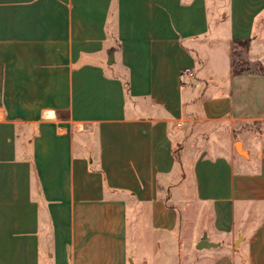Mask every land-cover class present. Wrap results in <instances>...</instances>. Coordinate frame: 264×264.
Returning a JSON list of instances; mask_svg holds the SVG:
<instances>
[{"label":"crops","instance_id":"crops-1","mask_svg":"<svg viewBox=\"0 0 264 264\" xmlns=\"http://www.w3.org/2000/svg\"><path fill=\"white\" fill-rule=\"evenodd\" d=\"M243 41L264 0H0V264H264Z\"/></svg>","mask_w":264,"mask_h":264},{"label":"rangeland","instance_id":"rangeland-1","mask_svg":"<svg viewBox=\"0 0 264 264\" xmlns=\"http://www.w3.org/2000/svg\"><path fill=\"white\" fill-rule=\"evenodd\" d=\"M235 61H243L246 62V60L244 59V48L242 44H237L233 47V51H232V60ZM244 70H252V71H260L262 68L264 70V66H262V64L256 62L254 64H248L247 66L243 67Z\"/></svg>","mask_w":264,"mask_h":264},{"label":"trees","instance_id":"trees-1","mask_svg":"<svg viewBox=\"0 0 264 264\" xmlns=\"http://www.w3.org/2000/svg\"><path fill=\"white\" fill-rule=\"evenodd\" d=\"M243 46H245V44H247V41H243V42H240ZM256 62H243V61H235L234 59L232 60V73L233 74H239L241 73L242 71H244V68L245 66H247L248 64H254ZM261 72H264L263 68L260 70Z\"/></svg>","mask_w":264,"mask_h":264},{"label":"built area","instance_id":"built-area-1","mask_svg":"<svg viewBox=\"0 0 264 264\" xmlns=\"http://www.w3.org/2000/svg\"><path fill=\"white\" fill-rule=\"evenodd\" d=\"M193 75H194V73H193L192 69H190V68H184V69L181 70V72H180V74H179V76H180V81H181L182 83H185L186 80H187L188 78H191Z\"/></svg>","mask_w":264,"mask_h":264},{"label":"water","instance_id":"water-1","mask_svg":"<svg viewBox=\"0 0 264 264\" xmlns=\"http://www.w3.org/2000/svg\"><path fill=\"white\" fill-rule=\"evenodd\" d=\"M210 245H215V244L207 242L205 236H203L199 240V242L196 244V248L200 249V248H203V247H208Z\"/></svg>","mask_w":264,"mask_h":264},{"label":"bare ground","instance_id":"bare-ground-1","mask_svg":"<svg viewBox=\"0 0 264 264\" xmlns=\"http://www.w3.org/2000/svg\"><path fill=\"white\" fill-rule=\"evenodd\" d=\"M237 146H238V148H240V144L239 143H237Z\"/></svg>","mask_w":264,"mask_h":264}]
</instances>
